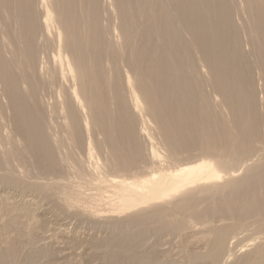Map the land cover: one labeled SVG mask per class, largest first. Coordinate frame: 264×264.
<instances>
[{
	"label": "bare ground",
	"instance_id": "1",
	"mask_svg": "<svg viewBox=\"0 0 264 264\" xmlns=\"http://www.w3.org/2000/svg\"><path fill=\"white\" fill-rule=\"evenodd\" d=\"M0 264H264V0H0Z\"/></svg>",
	"mask_w": 264,
	"mask_h": 264
}]
</instances>
